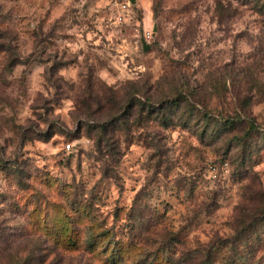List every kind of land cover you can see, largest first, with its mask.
Masks as SVG:
<instances>
[{
	"label": "rangeland",
	"instance_id": "obj_1",
	"mask_svg": "<svg viewBox=\"0 0 264 264\" xmlns=\"http://www.w3.org/2000/svg\"><path fill=\"white\" fill-rule=\"evenodd\" d=\"M41 2L37 29L5 28L11 13L0 19V264H264V9L137 0L118 21L109 0ZM106 45L123 80L81 70L79 57L87 63ZM165 45L170 60L151 61L152 87L161 74L183 81L180 95L208 105L211 120L191 107L156 119L155 108L132 111L123 85ZM37 63L49 65L52 87L25 109L5 95L15 83L7 76ZM60 110L74 126L62 138L53 130L63 121L48 120ZM74 110L96 123L73 121ZM240 110L250 120L223 128Z\"/></svg>",
	"mask_w": 264,
	"mask_h": 264
},
{
	"label": "clouds",
	"instance_id": "obj_2",
	"mask_svg": "<svg viewBox=\"0 0 264 264\" xmlns=\"http://www.w3.org/2000/svg\"><path fill=\"white\" fill-rule=\"evenodd\" d=\"M0 3L3 4V9L2 11H0V19L11 13V18L4 25V27L15 28L17 31H19L21 27H26L29 31L37 29L39 18L42 16L43 11L46 7L42 4L41 0H29V2H25V0H12V2H9V0H0ZM23 17H27V20L24 21L23 24H21V18ZM0 42L6 43L7 41ZM111 47L112 45H106L104 50L99 53L98 58L93 55V57L89 59L87 63H85V56H80L79 60L81 62V70H84L87 66H93L95 68V77L98 80L104 77L110 71L112 73V77L115 80H123V61L116 58H111L112 54L109 51V48ZM52 51H55V49H50L49 54H51ZM169 51L170 49H168L165 45L162 49H157L155 52L150 53L148 56H142L141 53H135V55L137 56H142V59L139 62H147L149 67L148 73L142 76H136V80L131 84L123 85V90L127 94L126 99L133 104L132 111L137 115H140V110L144 109V115L145 117H147V109L155 108L157 110L156 116L152 117V119H156L157 116L167 114L170 110L176 111L177 115H179L180 112H183L190 106V98L185 99L183 95H180L181 92H185V89L179 86L181 83H183V81L177 80L176 82H174L173 86V84L171 83L170 74H161L163 76V79H161L158 84L152 87L151 61H154L157 57H159L163 61H169ZM20 52L24 55L27 54V52L23 48L20 49ZM93 52H95V50H93ZM133 52H128L126 54L132 55ZM181 55H183L182 52ZM37 56H39V51L37 52ZM46 58V56L41 57V59ZM98 59L100 61H103L104 63H99ZM113 65H115V68L113 67ZM48 68L49 65L46 63H37L31 69L21 67L14 69L13 73L7 76V79L9 81H14L15 83L11 88L5 90V95L9 96L13 100H19L25 106V109L27 105L31 104L33 101H35L36 104H41L43 102V98L48 96V92L45 91V88L47 87L50 90L52 87V84H44V77L48 75ZM117 68L120 69V71H116ZM131 71H133L135 75V68H133ZM62 75L67 76L68 74L64 73L63 71L58 72L54 79H58ZM21 79L24 80L23 84L19 83ZM146 81L147 83H145ZM121 87L122 85H117L118 90ZM149 88H151V91H149ZM17 89H19L20 92H26L27 95H19ZM38 93H43V96L37 98ZM177 96H179V100L176 99ZM177 105H179L178 109L176 107ZM197 107H199V105H197ZM25 114L28 113L25 112ZM57 119L63 121V123H58L57 129L53 130L54 132H56V137L62 138L63 136H68L74 133L73 123L69 122L68 116L64 111L60 110L58 113L53 112L48 117L49 121ZM80 119L85 120L86 127L88 125H94L96 123V121L90 118L88 114H81L80 110H74L72 120L75 121ZM19 122L24 123L23 120H20ZM39 130L40 129H37V131ZM12 134L13 133L8 131L7 128L3 133L5 137L11 136ZM0 143H2V140H0ZM49 148H51V145H49ZM11 152L12 149L10 148L9 154H11Z\"/></svg>",
	"mask_w": 264,
	"mask_h": 264
},
{
	"label": "trees",
	"instance_id": "obj_3",
	"mask_svg": "<svg viewBox=\"0 0 264 264\" xmlns=\"http://www.w3.org/2000/svg\"><path fill=\"white\" fill-rule=\"evenodd\" d=\"M256 1H257V4L260 5V9H264V1L263 2H262V0H256ZM189 102H190V106L189 107L194 108L195 111H199L202 114L201 116H202V118L205 121L211 120L210 114L208 113V109H209L208 105H203L202 108L201 107L199 108V107H197V105H201V104L196 102V101H194V99L190 100ZM177 106H179V105H177ZM163 118L167 120V117L164 116ZM245 120H250V119L248 117L244 116L243 110L235 111V115L234 116L223 118V121L221 122L222 123L221 125L225 129H231V128L235 127V125H237V124H239V123H241V122H243ZM250 123H251L250 125H251V129L252 130H257L258 129V126H256L253 122H250ZM164 125H166V124H164ZM101 130H102V133L105 134L109 130V128L104 125V126L101 127ZM100 145L102 147H104L105 141L104 140H100L98 146H100ZM208 260H210V258H208ZM209 263L213 264V261L210 260ZM214 264H216V262H214Z\"/></svg>",
	"mask_w": 264,
	"mask_h": 264
},
{
	"label": "built area",
	"instance_id": "obj_4",
	"mask_svg": "<svg viewBox=\"0 0 264 264\" xmlns=\"http://www.w3.org/2000/svg\"><path fill=\"white\" fill-rule=\"evenodd\" d=\"M112 7L115 9L116 18L118 21L126 20L129 12L132 10L135 4L131 0H109ZM137 2V0H136ZM71 146L68 145L69 149Z\"/></svg>",
	"mask_w": 264,
	"mask_h": 264
},
{
	"label": "water",
	"instance_id": "obj_5",
	"mask_svg": "<svg viewBox=\"0 0 264 264\" xmlns=\"http://www.w3.org/2000/svg\"><path fill=\"white\" fill-rule=\"evenodd\" d=\"M133 4L136 3V0H131ZM144 50L148 51L150 46L145 42V39L143 40Z\"/></svg>",
	"mask_w": 264,
	"mask_h": 264
}]
</instances>
